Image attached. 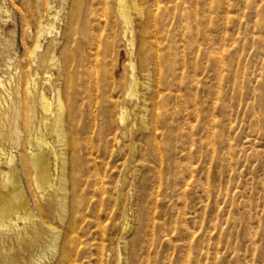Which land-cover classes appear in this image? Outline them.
<instances>
[{"label":"rangeland","instance_id":"374dc122","mask_svg":"<svg viewBox=\"0 0 264 264\" xmlns=\"http://www.w3.org/2000/svg\"><path fill=\"white\" fill-rule=\"evenodd\" d=\"M1 1L9 8L0 12L4 41L21 54L32 14L52 0ZM118 1L69 0L77 24L68 53L80 67L70 73L76 76L72 83L64 78L68 135L63 141L69 143V181L82 199L78 236L87 246L80 259L264 264V0H141L149 27L142 31L134 20L135 44L132 33L125 36ZM53 3L60 7L59 0ZM63 30L60 21L44 42ZM87 39L99 46L84 60ZM131 62L137 73L152 77L148 92L139 86L137 94H129ZM19 68L23 74L28 70L26 59ZM9 69L8 76L15 77ZM56 79L54 73L51 81ZM22 92L17 95L21 124ZM145 95L148 128L143 129L138 118ZM46 98L58 116L57 93L48 90ZM47 138L56 145L58 182L61 147L54 133ZM52 221L63 229L67 219Z\"/></svg>","mask_w":264,"mask_h":264},{"label":"bare ground","instance_id":"6f19581e","mask_svg":"<svg viewBox=\"0 0 264 264\" xmlns=\"http://www.w3.org/2000/svg\"><path fill=\"white\" fill-rule=\"evenodd\" d=\"M59 1L60 7L54 8L53 0L47 1L44 4L45 10L40 11L37 16L32 14L31 25L23 30V51L21 54H18L16 50H9L4 41L5 33L0 26V264H89L88 262H91L90 258L87 260L80 259V252L85 250L87 246L78 236L80 229L78 224L82 217L80 212L83 210H81L82 199L76 184L74 183L71 186L69 181V173L66 168L68 155L66 151L69 143L63 141L64 137L68 135L66 131L67 123L63 119L65 111L63 109L65 108L63 106V88L66 86L64 85L66 80L67 83H72L76 79V76L72 78L71 75L76 73L77 67L80 65L78 64L79 62L76 63V55L68 53L72 50L71 45L74 41L77 22L75 12L68 9L69 0ZM63 9H65V14L62 16L61 11ZM2 10L8 12L9 8L0 0V12ZM118 10L124 22L125 36L128 33H132V43L135 44L134 20H137L142 31L147 30L149 27L146 21L144 3L141 0H119ZM60 21H64V30L58 31L55 37L44 42L47 33H52ZM81 32H84V28H82ZM95 40L87 39L83 48V51L87 52L84 60L89 59L92 50L96 49L95 51H97L99 45ZM157 41H155L156 44ZM10 46L12 45L10 44ZM78 55L79 57L81 56L80 53ZM140 56L142 59L145 58L143 53ZM22 59H26V64L28 65V70L24 74L19 70ZM159 61L158 55L156 59L157 68H159ZM11 66L16 71L15 77L8 76L11 72L9 69ZM131 67L132 87L129 89V94H137L140 90L139 86L148 92L152 88V77L148 74L140 75L137 73L136 62H131ZM44 73L46 76L43 75ZM54 73L57 79L51 81ZM70 73L72 74L70 75ZM41 74L42 77H40ZM64 78L67 79L65 80ZM22 82L25 84L24 89L21 88ZM70 87L72 86L70 85ZM22 89L25 96V98L22 96L24 98L22 110H24L25 117L23 124H21L19 119L21 107L17 99V95L23 93ZM161 89L163 88L161 87ZM48 90L51 92L55 91L58 95L56 108L60 112L58 116L55 115L54 106L46 98ZM150 92L152 93V90ZM156 92L158 94L159 90ZM148 104V98L145 95L140 102L141 109L138 118L140 127L143 129L148 128ZM127 113L128 109L122 111L121 121L125 119ZM55 120L58 123L54 124ZM49 133L56 135V141L61 147L63 166L58 182H55L58 172L56 163H54V156L57 154L56 145L47 138ZM50 143L52 146L49 148ZM52 188L53 190L51 191ZM70 213L72 217L68 219L67 216H70ZM56 216L64 222L67 219L63 229L52 224V220Z\"/></svg>","mask_w":264,"mask_h":264}]
</instances>
